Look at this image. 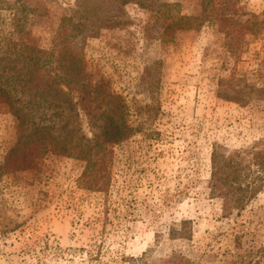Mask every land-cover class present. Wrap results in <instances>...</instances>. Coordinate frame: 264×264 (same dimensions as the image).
I'll list each match as a JSON object with an SVG mask.
<instances>
[{
    "label": "rangeland",
    "instance_id": "374dc122",
    "mask_svg": "<svg viewBox=\"0 0 264 264\" xmlns=\"http://www.w3.org/2000/svg\"><path fill=\"white\" fill-rule=\"evenodd\" d=\"M207 1L217 17L161 36L163 15L200 16ZM71 11L92 20L78 46L80 77L96 86L75 92L69 125L99 132L100 98L114 92L154 136L134 131L117 154L107 208L77 186L81 159L45 153L27 171L3 173L0 264H164L180 247L197 264H264V0H0V45L45 47ZM14 142L0 104V161ZM214 149L239 164L242 186L260 184L241 208L208 195ZM184 218L192 238L171 239L168 226Z\"/></svg>",
    "mask_w": 264,
    "mask_h": 264
},
{
    "label": "trees",
    "instance_id": "16d2710c",
    "mask_svg": "<svg viewBox=\"0 0 264 264\" xmlns=\"http://www.w3.org/2000/svg\"><path fill=\"white\" fill-rule=\"evenodd\" d=\"M209 3V10L200 16L173 13L163 15L162 23L165 26L161 36H169L166 29L199 28L202 17H217L215 4ZM87 18V15L83 17L77 11L63 13L45 47L31 41H13L5 47L1 43L0 104L14 118L15 142L0 161V176L5 172L29 170L45 153L72 156L84 162L76 178L77 186L86 192L101 194L107 208L117 154H124L125 146L134 131L138 130L150 138L154 133L150 122L142 121L144 115L137 113L133 118L122 96L114 92H108L100 98L104 105L101 112L103 123L99 132L88 137L69 125L68 112L77 103L74 100L75 92H93L96 86L89 91L80 77L82 58L78 43L91 28L92 20ZM145 111L147 119H151L152 108L147 106ZM135 119L140 125L132 123ZM258 161L257 165L262 167L263 162ZM237 165L234 159L212 150L206 188L210 198L225 196L229 204L241 208L257 193L260 184L254 183L252 178L249 179V185L242 186ZM226 209L227 213L232 212V209ZM167 231L171 239L190 240L191 220L181 219L177 226H168ZM94 242L96 236L91 235L87 244ZM249 254L255 256V251L249 249ZM195 255L191 248H175L164 264H197ZM253 264H257V260Z\"/></svg>",
    "mask_w": 264,
    "mask_h": 264
}]
</instances>
